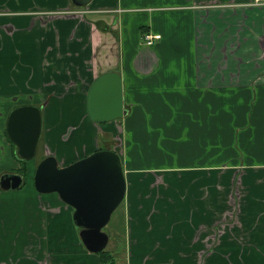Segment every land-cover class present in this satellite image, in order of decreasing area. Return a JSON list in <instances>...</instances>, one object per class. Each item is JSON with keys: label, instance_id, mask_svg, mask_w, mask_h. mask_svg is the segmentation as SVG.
I'll return each instance as SVG.
<instances>
[{"label": "crops", "instance_id": "crops-1", "mask_svg": "<svg viewBox=\"0 0 264 264\" xmlns=\"http://www.w3.org/2000/svg\"><path fill=\"white\" fill-rule=\"evenodd\" d=\"M82 10L70 8V0H0V23L14 25L8 32L0 27V97L18 94L9 87L30 80L28 72L41 64L57 70L67 62L54 58L56 51L46 54V44L31 51L22 41L17 52L22 68L7 83L6 68L14 66L7 38L39 24L55 28L63 19L59 39L65 41L64 52L70 51L68 61H74L71 78L85 74L89 87L99 73L120 71L127 111L120 119L96 124L87 115L86 84H72L80 90L72 99L81 104L78 114H85L87 128V134L85 128L79 134L90 133V139L80 147L69 142L68 161L62 151L48 146L47 152L66 164L96 150L100 134L120 142L116 151L126 180L130 259L136 264L199 263L203 257L264 263V4L91 0ZM139 13L144 25L133 24ZM148 33L160 38L147 44ZM30 37L39 42L38 36ZM46 38H58L57 31ZM5 115L0 114V174L16 165L3 138ZM32 165L26 163L24 188L6 190L0 184V215L5 217L0 220V264L36 263L35 255L25 254V243L28 248L33 241L25 239L24 230L36 231L39 240L40 224L8 221L9 198L26 193ZM168 218L171 225L163 223ZM70 223L79 254L66 262L103 264ZM54 226L41 227L50 231ZM169 238L176 239L175 245Z\"/></svg>", "mask_w": 264, "mask_h": 264}, {"label": "rangeland", "instance_id": "rangeland-1", "mask_svg": "<svg viewBox=\"0 0 264 264\" xmlns=\"http://www.w3.org/2000/svg\"><path fill=\"white\" fill-rule=\"evenodd\" d=\"M93 13H95V11ZM140 15H138V17H135L134 19L132 18L134 25H138V24L144 25L143 22H140V19L143 20L144 17L142 15L141 17ZM127 16L129 17L131 15L128 14ZM61 21L62 22L59 23V25L56 24L57 27L55 26V28H52L51 26L48 27L46 25L39 24L38 26H35L31 29L26 28V29L18 30L13 36L7 38L9 39L11 45V47L9 48L10 55L7 53V56L9 60L14 63L13 71L9 69V67L12 65L11 63H9L10 65L6 68L7 83L10 82L11 79L16 80V73L18 70L22 68L23 61L21 60V57L17 54L19 44L23 46L22 41L24 42L25 46H27V48L31 51H33L37 47V45L46 44L47 45V48L45 49L46 54H50L56 51L54 58H56L58 61L66 60L67 62L66 63L64 62V65H66L67 67L72 65L70 63L74 61H68V59L70 60L71 58L70 51H67V53L64 52L65 41L59 39L60 27L66 26L64 24L65 21H63V19ZM52 31L54 32L57 31L58 38L44 39V35L46 37V35L49 32L51 33ZM30 36H38L39 42L31 38ZM68 41L71 42L70 38L68 39ZM79 61L80 59L77 60V62ZM42 62L45 61L43 60ZM45 65H46L45 63L44 65L41 64L40 70H30L28 72V76L31 77L30 80H25L22 84L14 85L12 87H9V89H13L17 92L21 88L34 90L37 88L40 89L41 87L46 95V93L51 88H53L52 87L53 82H49V81H51L52 79L60 80L63 78V76L57 74L53 70H47L45 68ZM60 66L61 65H58L56 67H60ZM63 74H65V72ZM72 76L73 73L70 72L68 77H72ZM54 86L57 89V91H59L62 88V87L58 88L56 85ZM75 95L77 94L75 93ZM51 99H50L51 107H48L47 110L45 109V126H46V135L51 137L54 136V137L49 141V143L48 142L47 143L51 148H54L58 153H61L62 151V157L68 161V157L70 155L69 142H73L74 145L78 144L80 147L81 144L82 145L86 144L87 140L90 139V133H89V137L87 135L82 137L79 134L83 128H85V131H83V133L87 134V128L84 122L85 114H80V113L78 114V110L81 109V104L78 103L76 98L72 99V97L65 98L68 103L65 110H69L71 114H53L52 112L56 111V107L55 105L52 107V105L55 104V102H57V99L55 101ZM79 105H80V109L78 107ZM42 126L44 128L43 121H42ZM89 131L91 132L90 128ZM101 135L102 137L104 136L103 137L104 141L109 139L107 135L100 134L99 136L101 137ZM61 136H64L65 140H61ZM100 137L98 139L99 147L103 148L108 144L104 143ZM73 138L74 140H71ZM44 140H45L44 135L41 133L37 143L35 155L32 159L29 160L31 164H34L40 159V156L42 154V149L40 146L42 141ZM119 143L120 142L118 140L115 141L116 145L113 146V150L116 151V149H119L120 147ZM93 151L89 149L87 152L88 154H90ZM29 184L30 187L26 186L25 189H23L24 191H26V193H23L22 195H14L9 198L10 208L13 210V212L9 210L10 217L8 218V221L19 222L31 226L32 225L39 226L40 224L39 240L36 239L37 238L36 235L38 236L36 231L31 232L24 230L25 239L26 240L30 239L31 241H33V243H31L30 245L32 246L30 250H29L30 246L27 248L28 245L25 243L24 246V249L26 251L25 254L29 253V255H35L36 256L35 264H45L44 262L46 258L55 260V264H69L66 262L67 258L71 255L79 254L78 251L79 246L75 242L76 239L75 235L73 237L74 230L70 223L73 222L72 218L70 220L71 207L66 205L60 199V197L56 192L40 193L35 190V186L33 187L31 180H29ZM124 204H125L124 200H122V202L112 212L109 222L103 227V230L109 234V241L105 247V250L113 254V259L116 261L117 264H136L129 257L131 251V248L127 244L129 224H128V215L126 214ZM16 207H19V211L16 210ZM4 218H5L4 216L0 215V220ZM171 221L172 219L170 220L168 218L167 220H163V223H167V225H171ZM155 222L156 220L154 221V223ZM4 223L9 225L13 224L9 222H4ZM47 223L54 224L55 226L50 231H45L41 226H44ZM27 228H31V227H25V229ZM124 229L127 232H125ZM78 232H79L78 229L75 230V233L77 235ZM125 234H126V238H125ZM175 240H176L175 238H169L170 245L172 246L175 245ZM205 260L206 257H203L202 261L199 263H184V264H259L257 263V261L236 263L231 261L209 262ZM168 264H173V263H168Z\"/></svg>", "mask_w": 264, "mask_h": 264}, {"label": "water", "instance_id": "water-1", "mask_svg": "<svg viewBox=\"0 0 264 264\" xmlns=\"http://www.w3.org/2000/svg\"><path fill=\"white\" fill-rule=\"evenodd\" d=\"M91 0H71L77 7H85ZM87 115L94 123L122 118L124 106L123 77L118 70L99 73L86 92ZM41 117L36 107H19L10 112L7 132L17 145V156L30 159L40 133ZM6 190L21 185L20 175L4 173ZM14 182V183H13ZM34 186L40 193L56 192L73 208L72 220L79 227L78 235L84 247L98 253L105 249L109 234L103 227L112 212L122 202L126 180L120 155L113 149H96L73 162L60 166L54 155L44 157L36 166Z\"/></svg>", "mask_w": 264, "mask_h": 264}, {"label": "flooded vegetation", "instance_id": "flooded-vegetation-1", "mask_svg": "<svg viewBox=\"0 0 264 264\" xmlns=\"http://www.w3.org/2000/svg\"><path fill=\"white\" fill-rule=\"evenodd\" d=\"M71 7H75V6L72 4V2L70 0V8ZM75 8H77V7H75ZM69 11L71 12L73 10L70 9ZM67 12H68L67 10L61 11V13H64V16L68 14ZM97 25H99V24H97ZM0 27H2L1 29L2 30L4 29L6 32H8V30L11 31L14 29L13 24L6 23V22L0 23ZM68 68L69 67H67L66 65H62L57 70H53L57 74L62 75L63 78L60 80L52 79L51 81H49V82H53V84H52L53 88H51L46 93V95L43 92L42 88L40 87V89L37 88V89H34L33 91L27 92L25 94H22L23 88H21L20 90H18L19 93L16 95L13 94V95H9V96L0 97V114H6L5 119H4L3 128H2L3 138H4L5 142L7 143V148H9L10 154L13 156V159L16 162V165L14 167H12L11 169H9L7 171L1 172V174H0L1 186H7L8 185V182H9L8 180L1 179L2 174L8 173L11 175H16V174L20 175L22 177V182H21V185L18 187V189L24 188V186L27 184V179H28V173L26 171V163L34 157L33 156L30 159H23V158L17 156V154H16L17 145L13 140H11V138L8 135L7 120H8V116H9L10 112L13 111L14 109L19 108V107H25V106L36 107V108H38L39 114L41 117L39 137L42 133L44 135L45 140L42 141L41 146H40L42 149V154L40 156V159L32 165V182H33L32 184H33V187H34V173H35V169H36L37 164L47 155H50V154L54 155V153L47 152V151H49L48 150V146H49L48 143L52 139V137L46 135V126H45V109L47 110L48 107H51L50 106V99L52 98L51 100H53V101H55L57 99V102H55V104H53V102H52V104H53L52 107L54 105L56 107V111L52 112L53 114H71V112L69 110H65V108L68 105L67 100L65 98H67V97L71 98L73 96L74 92H80L79 89L76 91H73L74 89H72V86H73L72 84H74L76 88L85 86V84H86V90L88 89L87 79L85 78L86 75L78 73L76 78L73 79L71 77H68V75L70 74V69H68ZM64 72H65V74H63ZM54 85H56L58 88L59 87H62V88L59 91H57V89L55 88ZM86 90H84V93H86ZM85 104H86V99H85ZM42 121L44 124V128L42 126ZM96 124H99V123H96ZM39 137H38L37 142H36L35 151H36V147H37ZM61 140H65V137L61 136ZM116 140L117 139H110V140L107 139V141H109L107 143L103 141L104 143L108 144L107 146H104L103 148L113 149V146L116 145L115 144ZM103 148L100 147V149H103ZM97 149H99V146ZM34 155H35V153H34ZM55 158H56V156H55ZM58 163H59V161H58ZM69 163H71V162H68L66 164L59 163V165L65 166ZM72 212H73V208L71 207L70 213L72 214Z\"/></svg>", "mask_w": 264, "mask_h": 264}, {"label": "trees", "instance_id": "trees-1", "mask_svg": "<svg viewBox=\"0 0 264 264\" xmlns=\"http://www.w3.org/2000/svg\"><path fill=\"white\" fill-rule=\"evenodd\" d=\"M101 28H102L103 30H108V27H101ZM99 149H100V147H99ZM76 228L79 229L77 226H76ZM96 254L98 255L100 261H101L103 264L107 263L106 260H107L108 258H110V260H113V259H112V255H110L109 252H108L107 250H105V249L99 251V252L96 253ZM108 264H114V263H113V262H110V263H108Z\"/></svg>", "mask_w": 264, "mask_h": 264}, {"label": "built area", "instance_id": "built-area-1", "mask_svg": "<svg viewBox=\"0 0 264 264\" xmlns=\"http://www.w3.org/2000/svg\"><path fill=\"white\" fill-rule=\"evenodd\" d=\"M253 4H258V5L264 4V0H253ZM84 11H86V10H84ZM158 38H160L159 34H150V33H148V34L145 35V42L147 44H151L154 39H158Z\"/></svg>", "mask_w": 264, "mask_h": 264}]
</instances>
